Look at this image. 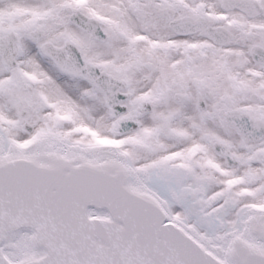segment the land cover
<instances>
[{"label":"snow or ice","instance_id":"obj_1","mask_svg":"<svg viewBox=\"0 0 264 264\" xmlns=\"http://www.w3.org/2000/svg\"><path fill=\"white\" fill-rule=\"evenodd\" d=\"M0 264H264V0H0Z\"/></svg>","mask_w":264,"mask_h":264}]
</instances>
